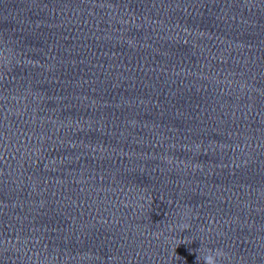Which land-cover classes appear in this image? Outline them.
<instances>
[{"label": "clouds", "instance_id": "clouds-1", "mask_svg": "<svg viewBox=\"0 0 264 264\" xmlns=\"http://www.w3.org/2000/svg\"><path fill=\"white\" fill-rule=\"evenodd\" d=\"M227 258V253L222 249H208L203 257L204 264H221V260ZM197 262L200 257L197 256Z\"/></svg>", "mask_w": 264, "mask_h": 264}]
</instances>
